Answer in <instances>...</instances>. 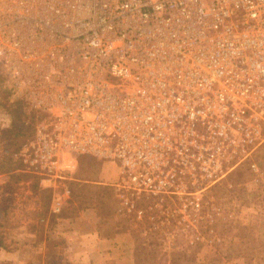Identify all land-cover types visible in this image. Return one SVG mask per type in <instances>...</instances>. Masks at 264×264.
<instances>
[{
  "label": "built area",
  "instance_id": "obj_1",
  "mask_svg": "<svg viewBox=\"0 0 264 264\" xmlns=\"http://www.w3.org/2000/svg\"><path fill=\"white\" fill-rule=\"evenodd\" d=\"M0 61L33 118L26 170L110 160L120 203L193 196L264 136V0H0Z\"/></svg>",
  "mask_w": 264,
  "mask_h": 264
},
{
  "label": "rangeland",
  "instance_id": "obj_2",
  "mask_svg": "<svg viewBox=\"0 0 264 264\" xmlns=\"http://www.w3.org/2000/svg\"><path fill=\"white\" fill-rule=\"evenodd\" d=\"M7 88L0 82V243H16L21 230L38 241L41 216L50 230H98L99 241L108 237L113 264H264V136L248 158L193 196L136 194L118 185L127 199L120 203L115 190L120 173L110 160L66 155L71 169L50 181L26 170L17 152L31 136L32 120L26 121L15 102L27 100ZM19 110L16 116L23 120L15 125L13 111ZM53 193L63 201L56 213ZM50 235L52 241L77 242Z\"/></svg>",
  "mask_w": 264,
  "mask_h": 264
},
{
  "label": "crops",
  "instance_id": "obj_3",
  "mask_svg": "<svg viewBox=\"0 0 264 264\" xmlns=\"http://www.w3.org/2000/svg\"><path fill=\"white\" fill-rule=\"evenodd\" d=\"M0 82L3 87L4 76L2 71L0 72ZM8 90H12L7 88ZM21 95H19V99ZM18 105L23 107V112L26 114V121L33 120L29 113H27V104L21 101H15ZM25 121V122H26ZM29 122V121H28ZM32 132V126H31ZM93 158V157H92ZM53 213V212H52ZM59 219V218H58ZM72 218L65 217L64 220H70ZM40 234L38 235V241L28 240L22 234L25 232L21 230L20 239L17 237V242L12 244L3 245L0 243V264H113V259H110L109 254L111 253V246L108 242L106 245V239L103 237V241H99L101 237L99 231L92 229L88 232H82L77 228H72L66 232H60L56 229L47 227V219L38 216ZM57 233L63 234L64 237L77 238V242L70 244L63 237L62 242L50 240V234L54 235L55 239ZM67 233V234H66ZM108 240V239H107ZM99 241V242H98Z\"/></svg>",
  "mask_w": 264,
  "mask_h": 264
},
{
  "label": "trees",
  "instance_id": "obj_4",
  "mask_svg": "<svg viewBox=\"0 0 264 264\" xmlns=\"http://www.w3.org/2000/svg\"><path fill=\"white\" fill-rule=\"evenodd\" d=\"M21 106V105H20ZM18 108V107H17ZM17 108H16V111H17ZM22 108V111H23V107L21 106ZM16 111H13V124L17 125L19 123V120L22 121L23 119L22 118H18L16 116V114H19V113H22V111L19 110V112L16 113Z\"/></svg>",
  "mask_w": 264,
  "mask_h": 264
}]
</instances>
